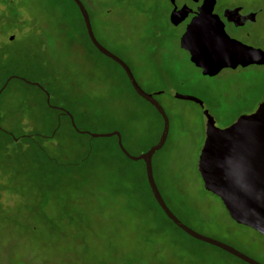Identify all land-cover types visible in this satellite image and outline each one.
<instances>
[{
	"label": "rangeland",
	"instance_id": "obj_1",
	"mask_svg": "<svg viewBox=\"0 0 264 264\" xmlns=\"http://www.w3.org/2000/svg\"><path fill=\"white\" fill-rule=\"evenodd\" d=\"M81 1L100 44L130 64L141 85L166 92L158 99L169 134L152 167L168 208L196 233L264 264V237L233 222L204 189L197 165L205 120L197 105L174 96L203 99L223 130L256 109L264 66L204 77L179 46L184 28L170 24L167 0ZM218 3L262 8L252 31L264 45V0ZM7 81L0 95V264H243L176 231L146 192L143 164L122 158L114 137L72 133L60 110L81 131L120 133L138 155L157 144L163 126L120 69L87 44L68 0H0V90Z\"/></svg>",
	"mask_w": 264,
	"mask_h": 264
},
{
	"label": "water",
	"instance_id": "obj_2",
	"mask_svg": "<svg viewBox=\"0 0 264 264\" xmlns=\"http://www.w3.org/2000/svg\"><path fill=\"white\" fill-rule=\"evenodd\" d=\"M72 2L81 14L87 35L94 48L102 56L122 68L133 90L156 109L163 121L162 133L157 144L139 156L131 155L124 148L120 133L93 135L81 131L75 125L73 117L68 112L60 110L70 119L73 130L79 135L96 139L116 137L117 145L127 159L134 163L142 162L144 164L151 193L165 216L191 239L217 248L244 264H260L228 245L196 233L182 223L168 208L156 185L152 160L167 141L169 119L158 102L141 90L127 65L96 40L90 17L82 2L80 0H72ZM214 3V0H205L203 6L181 35L179 46L189 55L190 63L201 70L204 77L210 78L217 76L225 69L234 70L254 64L263 65V52L229 38L219 18L213 15ZM189 12L191 11L187 8L180 11L174 10L169 18L171 25L181 24ZM235 13L238 11H228L226 17ZM7 84L8 81L0 90V95ZM35 86L45 94L46 104L52 108L49 93L43 90L39 84H35ZM176 96L178 100L194 103L203 109L205 139L197 167L204 189L219 198L233 222L250 228L264 237V101L253 114L241 116L233 125L220 130L216 128L214 119L206 111L202 101L190 96Z\"/></svg>",
	"mask_w": 264,
	"mask_h": 264
},
{
	"label": "flooded vegetation",
	"instance_id": "obj_3",
	"mask_svg": "<svg viewBox=\"0 0 264 264\" xmlns=\"http://www.w3.org/2000/svg\"><path fill=\"white\" fill-rule=\"evenodd\" d=\"M204 1L205 0H167V2L169 4V7H170V12H169L168 20L170 18L171 13L174 10L180 11L183 8L189 9L191 12L188 13V16L186 17V19L181 24H179L178 26H173L172 25L173 27H179V26L180 27H183L184 28V31H185L187 25L190 23V21L198 13V10L203 6ZM214 1H215V3H214V7H213V15H215V16H217L219 18L220 22L224 26V30H225L226 34L229 36V38H231L232 40H235V41H237V42H239V43H241V44H243V45H245V46H247L249 48L256 49V50H259V51H261V52L264 53V45H263V40H262L261 33L260 32L259 33H254L252 31V28L256 29V28H259L261 26L260 25V22H261V14L263 12L262 11V8H260V7L259 8H252V7H247V6H244V5H241V4H239V5H233V6L222 7V6L219 5L218 0H214ZM77 10H78V8H77ZM234 10H237L238 13L230 14V15H227V17H226V13L228 11H234ZM86 11H87V9H86ZM78 13L80 14L79 10H78ZM87 13H88V11H87ZM80 16H81V14H80ZM89 17H90V15H89ZM90 21H91V17H90ZM91 25H92V22H91ZM92 30H93V26H92ZM93 33H94V36H95L96 40L98 41L94 30H93ZM99 44H100V42H99ZM100 45L102 46V44H100ZM110 53H112V52H110ZM113 55H115V54H113ZM115 56L118 57L119 59H121L119 56H117V55H115ZM121 60L127 65V67L130 69V71L132 72V74H133V76L135 78L134 70L131 67V65L128 64L127 62H125L123 59H121ZM263 66H264V64L263 65H256V64H254V65H250L248 67H245L244 69L249 68V67L261 68ZM238 68H242V67H238ZM238 68H236V69H238ZM119 69H120V71L122 73H124V71L122 70V68L119 67ZM236 69H234V70H236ZM225 70H227V69H225ZM229 70H231V69H229ZM199 71L202 74V71L201 70H199ZM135 80H136L137 84L139 85V87L141 88V90L144 93H146L148 95H151L153 97V99L156 102H158V104L163 108L165 114L167 115V112L165 111L164 107L162 106V104L160 103V101L158 99L159 96L164 95L166 92L165 91H161V90L160 91H152L150 88L141 85L137 81L136 78H135ZM133 92L135 94V97L139 101H142L147 106H149L158 115V117L162 121V118L158 114V112L156 111V109L152 105H150L148 102H146L142 98H140L139 95L134 90H133ZM174 96L177 98L176 95H174ZM199 100L203 102L204 107H205L204 100L203 99H200V98H199ZM263 101H264V95L261 98V101L257 104L256 109L254 111H252L251 113H248L247 115L253 114L257 110L258 106ZM198 108H199V110L201 112V115L203 116V118L205 120V117L203 115V109L200 106H198ZM205 109H206V107H205ZM206 111H207V109H206ZM208 113L210 114V112H208ZM210 116L212 117L211 114H210ZM244 116H246V115H244ZM162 126H163V121H162Z\"/></svg>",
	"mask_w": 264,
	"mask_h": 264
},
{
	"label": "trees",
	"instance_id": "obj_4",
	"mask_svg": "<svg viewBox=\"0 0 264 264\" xmlns=\"http://www.w3.org/2000/svg\"><path fill=\"white\" fill-rule=\"evenodd\" d=\"M71 4H72V6L75 8V10H76V12L78 13V10H77V8H76V6H75V4L72 2V0H68ZM78 16H79V18H80V20L82 21V25H83V30H84V36H85V38H86V41H87V44L94 50V51H96L100 56H102L95 48H94V46L92 45V43L90 42V40H89V37H88V35H87V32H86V29H85V26H84V22H83V20H82V17L80 16V14L78 13ZM102 57H104V56H102ZM105 58V57H104ZM107 59V58H106ZM109 60V59H108ZM111 61V60H110ZM112 62V61H111ZM114 65H116L114 62H112ZM117 66V65H116ZM118 68H119V66H117ZM123 75H124V77H125V79H126V81H127V83H128V85H129V87L131 88V90H133V88L131 87V84H130V82H129V80L127 79V77H126V75L123 73ZM40 91V90H39ZM41 92V91H40ZM42 93V92H41ZM42 96H43V98H44V100L46 101V96H45V94L44 93H42ZM47 109H48V107H47ZM50 110V109H49ZM57 114H60V112L59 111H57ZM67 119H68V122H69V125H70V129H71V131H72V133L73 134H75V135H78L79 136V134H77L74 130H73V128L71 127V123H70V119L67 117ZM60 129V125H59V122L57 121L56 123H55V125H54V128H53V130H52V132H51V135H53V132L54 131H58ZM57 134V133H56ZM55 134V135H56ZM81 136V135H80ZM86 136V135H85ZM54 138V137H53ZM22 139H29V138H27V137H23ZM114 139H115V142H116V150H117V152H118V154L122 157V158H124L125 160H127V161H130L129 159H127L124 155H123V153L120 151V149H119V147H118V145H117V138L116 137H114ZM13 142V141H12ZM14 143V142H13ZM88 153H89V150H87V155H88ZM139 155H141V154H138V155H133V156H139ZM83 162H85V159H83V161L81 162V161H79V164L78 165H76L75 167H78V166H81V164L83 163ZM131 162V161H130ZM131 163H133V164H138V163H142V162H137V163H134V162H131ZM143 164V163H142ZM77 170V169H76ZM142 178H143V181H144V184H145V188H146V192H147V194H148V196L151 198V200H152V203L154 204V206H155V208L161 213V215H162V217L176 230V231H178L179 233H181L182 235H185V236H187L183 231H181L178 227H176L166 216H165V214L163 213V211L160 209V207L157 205V203L155 202V200H154V197H153V195H152V193H151V190H150V188H149V185H148V183H147V179H146V174H145V169H144V164H143V170H142ZM158 187V186H157ZM159 190V189H158ZM160 192V191H159ZM160 194H161V192H160ZM162 195V194H161ZM164 199V198H163ZM165 201V200H164ZM167 205V204H166ZM187 237H189V236H187ZM190 238V237H189ZM198 242V241H197ZM200 243V242H199ZM202 245H204V246H209V245H206V244H203V243H201ZM209 247H211V246H209ZM214 248V247H213ZM214 249H216V250H218V251H220V252H222V253H224V254H226V255H228L227 253H225V252H223V251H221V250H219V249H217V248H214ZM230 256V255H229ZM232 257V256H231ZM232 258H234V257H232ZM235 259V258H234ZM237 260V259H236ZM239 261V260H238ZM239 262H241V261H239ZM242 263V262H241ZM244 264V263H243Z\"/></svg>",
	"mask_w": 264,
	"mask_h": 264
}]
</instances>
